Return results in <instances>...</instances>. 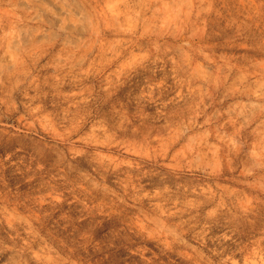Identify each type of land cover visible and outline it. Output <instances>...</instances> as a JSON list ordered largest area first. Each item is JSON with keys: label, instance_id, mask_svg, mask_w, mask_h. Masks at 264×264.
Returning <instances> with one entry per match:
<instances>
[{"label": "rangeland", "instance_id": "rangeland-1", "mask_svg": "<svg viewBox=\"0 0 264 264\" xmlns=\"http://www.w3.org/2000/svg\"><path fill=\"white\" fill-rule=\"evenodd\" d=\"M0 264H264V0H0Z\"/></svg>", "mask_w": 264, "mask_h": 264}]
</instances>
